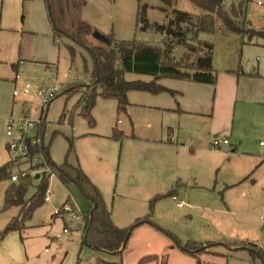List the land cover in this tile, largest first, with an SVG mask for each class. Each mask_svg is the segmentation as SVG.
<instances>
[{
	"label": "rangeland",
	"instance_id": "374dc122",
	"mask_svg": "<svg viewBox=\"0 0 264 264\" xmlns=\"http://www.w3.org/2000/svg\"><path fill=\"white\" fill-rule=\"evenodd\" d=\"M86 1L82 17L97 33L161 44L162 33L136 29L137 0ZM239 2L226 0V7L235 11ZM178 6L200 13L186 0ZM147 15L150 21L167 19L153 7ZM263 15V6L255 1L250 4L249 17L256 27H264ZM199 37L214 42L217 79H225L230 72L236 77L255 74L264 51L263 38L220 30ZM89 39L96 40L93 34ZM69 46L75 47L74 54ZM194 47L204 50L198 41ZM185 51L184 46L175 45L174 60H180ZM93 65L86 47L66 35L54 38L44 0H0V167L14 153L8 143L21 137L17 127L13 137L7 136L9 121L24 112L35 125L27 135L37 137L41 127L40 143L53 163L50 169L38 166L43 163L37 159L35 168L40 171L36 173L46 171L49 199L40 201L23 221L21 232L0 240V264H93L101 259L139 264L143 256L151 258L145 264H196L198 259L203 264H255L249 251L240 246L249 241L264 248V147L259 146L264 141V122L252 114L255 103L234 101L231 108L238 117L230 144L215 147L212 136L203 150L189 143L168 144L164 111L155 107L169 98L168 91L132 90L125 109L118 108L115 98L98 95L90 115L84 114ZM126 78L152 79L133 72L126 73ZM163 79L165 86L167 79L177 78ZM26 83L30 84L28 93L23 91ZM67 88L77 91L62 94ZM48 89H55L56 96L45 102ZM14 91L18 92L15 96ZM66 161L80 167L97 186L114 224L131 226L143 220L133 228L122 255L82 245L81 215L89 211L91 200L76 183L63 182L57 175L54 164ZM12 170L35 173L23 158ZM29 182L25 198L35 202L45 182L31 174ZM11 183L10 178L0 180V231L20 211L16 206L5 208V192ZM173 193L182 195L186 205L179 207ZM64 204L73 211H64ZM256 264L263 262L259 259Z\"/></svg>",
	"mask_w": 264,
	"mask_h": 264
},
{
	"label": "trees",
	"instance_id": "16d2710c",
	"mask_svg": "<svg viewBox=\"0 0 264 264\" xmlns=\"http://www.w3.org/2000/svg\"><path fill=\"white\" fill-rule=\"evenodd\" d=\"M44 1L48 19L53 27L54 38L59 39L66 35L78 45L86 47L93 57L92 84L86 88L89 94L84 95L85 101L89 102L84 107V114L87 116L90 115L89 109L98 95L105 98H115L118 102V108L125 109L129 104L128 93L132 90L147 91L154 94L164 91L174 93L172 89L160 83L159 80L164 77L216 84L217 73L213 66L215 45L211 40L200 38V33L215 34L220 30L222 33L246 35L249 39L254 36L264 39V27H256L249 17V7L250 4H254V0H240L239 4L236 5L239 8L232 12L226 7V0H186L194 9L200 10L198 14L179 7L180 0H157L156 3H150L148 0H137L136 29L139 31L154 29L162 33L161 44L155 45L140 42L135 38L118 40L114 34L97 33L96 29L82 17L83 8L87 4L86 0ZM150 7L163 12L167 18L166 21H150L147 15ZM219 21L221 26H218ZM92 34L96 38L95 41L89 39ZM194 41L202 44L204 50H196ZM175 45H182L186 49L180 60L177 61L172 55ZM69 48L74 54L75 47L69 46ZM128 72L150 75L152 79L148 81L128 80L126 78ZM76 91L67 88L63 90L62 94H71ZM40 137L41 127L37 134L38 142L34 146L30 145V152L44 155L45 165L51 169L53 163L51 164L48 152L40 143ZM19 160L20 156L12 153L10 160L0 167V180L5 178L11 180V177L16 175L12 167ZM54 166L57 175L63 182L72 181L76 183L91 200L89 211L82 214L84 219L82 245L86 244L98 250L122 255L133 228L143 223V220L138 219L131 226H117L113 223L111 210L106 207L97 186L80 167L73 166L67 161L61 165L54 164ZM40 177L45 185L38 190L35 202H32L31 198H25L29 183H31L29 182V175L19 176L17 181L11 180L12 183L5 192V208L16 206L20 208V211L0 231V240L11 232H21L24 229L23 221L28 220L33 210L44 201L47 185L46 172L42 173ZM94 204H96V208H93ZM240 246L249 251L255 264L256 260L259 259L264 264L263 247L249 241L242 242ZM201 250L207 253L206 248H201ZM149 260H151L150 256H143L139 260V264H145ZM93 264L124 263L101 259L95 260ZM196 264H203V262L198 259Z\"/></svg>",
	"mask_w": 264,
	"mask_h": 264
},
{
	"label": "crops",
	"instance_id": "0c3cea01",
	"mask_svg": "<svg viewBox=\"0 0 264 264\" xmlns=\"http://www.w3.org/2000/svg\"><path fill=\"white\" fill-rule=\"evenodd\" d=\"M253 72L255 74L249 77H236L230 72L225 79H217L214 85L189 79H167L165 86L174 93L155 107L164 111L168 144L182 143L185 146L189 143L191 147L203 150L211 136L220 140L228 138L230 144V138L236 133L238 113L231 108L236 100L255 103L252 114L261 116L264 122V51ZM159 81L161 83L164 79ZM261 141L259 146L264 147Z\"/></svg>",
	"mask_w": 264,
	"mask_h": 264
},
{
	"label": "built area",
	"instance_id": "2783aa9c",
	"mask_svg": "<svg viewBox=\"0 0 264 264\" xmlns=\"http://www.w3.org/2000/svg\"><path fill=\"white\" fill-rule=\"evenodd\" d=\"M254 1H255L256 5L264 7V0H254ZM261 19L264 21V15L262 16ZM23 91H24V93H28L30 91V84L29 83H26L24 85ZM17 94H18V92L14 91V95H17ZM39 94H44V93H42L40 91ZM55 94H56L55 89H48L45 92V102H48V100L53 98L55 96ZM34 126H35L34 122L26 118V112H24V115L22 117H20L19 119L11 118L9 121V126H8V129L6 132L7 136L13 137L14 128H16V127L19 129V132L21 133L20 139L11 140L8 143L9 149L12 150L15 154L19 155L20 158H23V159H26L27 161H30L32 171L35 172L34 174H32L30 171H27V172L23 171L20 174L16 173V175H13L11 177V180H13V181H17L19 179V176H27L29 174L35 175L36 172L40 171V169L37 170V168H35L36 165L39 163V161H37L38 158H41L42 159L41 162L43 163V164H39L38 166H43L46 164V159H45L44 155H42L41 153H31L30 152V145L34 146L38 142L37 137L33 138V137H29L27 135V131L32 130L34 128ZM28 140H29V143H28ZM222 143L228 144L229 139L224 138V139L220 140L217 137H215L213 139V146H215V147H220ZM261 144L263 145L264 141H261ZM172 198L176 201V203L179 207H183L184 205H186L185 201L182 200V197L180 195L172 194ZM48 199H49V197L45 196L44 200H48ZM62 209L64 211H73L72 207L69 205H66V204L64 205V207ZM58 212H59V210L56 211V213H58ZM81 220H82L81 228L83 230V227H84L83 215H81ZM63 232L64 233L68 232L67 228H64ZM56 238H60V234H58L56 236Z\"/></svg>",
	"mask_w": 264,
	"mask_h": 264
},
{
	"label": "water",
	"instance_id": "95a60500",
	"mask_svg": "<svg viewBox=\"0 0 264 264\" xmlns=\"http://www.w3.org/2000/svg\"><path fill=\"white\" fill-rule=\"evenodd\" d=\"M40 176H41L40 173H36V174L34 175V178H35V179H38V178H40ZM93 208H96V204H94Z\"/></svg>",
	"mask_w": 264,
	"mask_h": 264
}]
</instances>
